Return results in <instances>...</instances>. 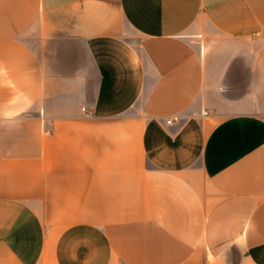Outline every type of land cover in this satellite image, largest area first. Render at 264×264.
<instances>
[{
    "label": "crops",
    "instance_id": "1",
    "mask_svg": "<svg viewBox=\"0 0 264 264\" xmlns=\"http://www.w3.org/2000/svg\"><path fill=\"white\" fill-rule=\"evenodd\" d=\"M0 264H264V0H0Z\"/></svg>",
    "mask_w": 264,
    "mask_h": 264
},
{
    "label": "water",
    "instance_id": "2",
    "mask_svg": "<svg viewBox=\"0 0 264 264\" xmlns=\"http://www.w3.org/2000/svg\"><path fill=\"white\" fill-rule=\"evenodd\" d=\"M57 35H60V33H55L54 36H53L52 38H50V39L47 40V45H48V48H49L50 52H51V49H52V45H53V43L55 42V39H54V38H55Z\"/></svg>",
    "mask_w": 264,
    "mask_h": 264
},
{
    "label": "built area",
    "instance_id": "3",
    "mask_svg": "<svg viewBox=\"0 0 264 264\" xmlns=\"http://www.w3.org/2000/svg\"><path fill=\"white\" fill-rule=\"evenodd\" d=\"M167 123H170V120H167Z\"/></svg>",
    "mask_w": 264,
    "mask_h": 264
}]
</instances>
